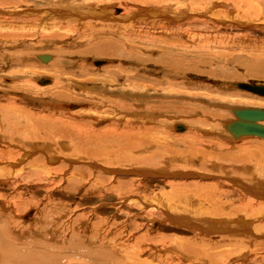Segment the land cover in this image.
<instances>
[{"label": "rangeland", "instance_id": "1", "mask_svg": "<svg viewBox=\"0 0 264 264\" xmlns=\"http://www.w3.org/2000/svg\"><path fill=\"white\" fill-rule=\"evenodd\" d=\"M184 1L185 4H187L186 5L187 7L183 6L181 11H185L187 9L188 12L194 10L195 8H200L194 5L193 3V2L196 3L197 1H198L197 3L203 7L210 5L209 9L212 10L211 11L209 10L210 13L209 17L205 20V22L207 21L206 24L205 23L199 24L192 22L190 23L191 25L190 24L185 25L184 29L186 30V33H191L189 35L190 37L198 34L197 36H194L192 38L183 37V39H181V37L177 38L176 36H172L170 34L173 32V30L172 31L163 30L162 28L164 26L162 27L161 25L155 22H152L155 24L149 25V24H145V22L140 21L141 19L139 17L143 15L142 13L143 9L144 8L147 9L149 7L147 1L146 4L145 3L140 4L135 1L133 2L131 0H60V1L59 0H0V11H4V12L9 11V13L11 12L14 13L13 15L5 14L4 15L5 17L1 16L3 14L0 13V49L2 48L1 50L4 53H6V55H8L10 58L9 61L10 63L7 62L9 63L8 65L7 63L3 62L2 64L3 68H5L4 66H6V68L2 73H0L1 75L0 104L6 105L7 103L6 100L8 97L16 96L15 98L17 99L18 107L20 106L22 108L26 107L30 112L32 111L33 112L35 111V113L41 112L40 115H46V116L48 115L51 116L52 113L57 114V112L58 114L59 112L60 113L64 112L66 113L67 116L70 115L72 118H75L76 116L75 120L81 122L84 121V123L87 125L86 127H91L94 130L93 133L96 132L99 133L100 130L104 129V127H108L110 125L112 126L113 123L115 122L114 119L120 125L122 121H118L117 119L119 118V115L122 114L121 117L127 118L128 120L131 119L133 121L132 123L133 126H137L136 128H141V127L143 128V131L141 129L140 130L143 133L144 132L145 133L143 134L141 132L142 134L140 133L139 134L140 136L138 135L137 137L139 143L144 144L147 141L149 143L151 141L152 143L151 149H147V147H140V148L136 147L135 149L128 148L127 144H121L119 146L116 147L114 146L113 148H110L115 150V151L112 150L113 152H117V154L114 155L115 156L118 155V158L121 156H128L130 154L133 155V157H130L128 160L126 159L124 161H118L116 159L117 162L115 163V165L109 164L104 157H96V155H93L94 152L99 150L101 143L98 145H90L89 147H87V149L92 151L91 154L89 152L88 153L90 154V158L93 159L88 160L87 157L86 158L84 157L83 162L84 161L85 162L84 163L81 162L79 164L76 163V166L75 164H73L70 171H67L65 169V165L61 166L60 162H54L50 164L51 166L50 173H48L47 171L43 176L40 177V179H38V181H36L38 183H33V185L32 184L24 185L23 187L17 189V191L13 187L0 184V195L2 194V198L8 197L9 200L14 204L16 203L20 204L22 199H23L22 202H26V199H28L30 200V202L35 201L38 203V208L37 205L30 207L29 210L19 215L12 214L11 211L4 212L0 204V216L3 214L2 217L7 219L6 223L4 222L0 223V232L3 235L12 232L13 235L19 236V234L25 232L26 228H29L34 224V221L37 219L38 214L40 213L39 210H42L43 207L47 204L48 200L52 199V202H54L55 204H60L62 205V208H65L64 212H67L68 217H70L72 214L73 219H75L76 216L78 215H84V216L86 215V217L84 218L90 221V222L88 221L89 223L85 224V226L89 224L88 230H85L87 231L86 234L89 233L90 230L94 231L95 229H99L101 230V232H103L111 229V226L115 230L116 229L124 230V235L126 236L122 238L123 240L128 238V235L126 234L127 233L126 230H128L130 233H133L134 235H142V233L143 234L145 233L146 235L148 234V236L151 238V243H147L145 245L146 253L143 256V259L149 260L147 261L148 264L151 263L159 264L158 261H153L152 257L157 256L159 258L160 255L161 256L170 255V252L172 253L173 249L176 248L173 247L175 246V244H179V243L181 244V242L188 240L187 246L190 247L192 245L196 246L198 241L195 243L194 241L197 240V238L200 239L201 237H204L206 241L205 243L207 245L204 244V248H205V252H207L208 254H215L218 256L217 252H220L221 250L220 252L221 254L219 253L221 262L217 258V260L215 261L216 263L213 262V264H226V263L239 264L240 262L242 263L244 260L240 259L241 257L240 249L242 252L249 254L250 257L248 261H245L247 263L243 262L242 264H254V263L261 264L260 263L261 261L259 259L261 257H264V247L262 243L263 239L261 240L257 239L256 241H249L242 236H236L237 238L234 236L231 238L230 236H225V234L224 237H220L219 235H212V234L210 235L208 233L203 234L204 236H202L197 232L191 231L187 227L178 228V226H175L169 221L167 215L173 214L176 216L180 215L189 218L194 217V215L191 214V211L193 209L195 210L196 208H198V206L203 207L202 203L205 205L204 198L195 197L196 199H194L192 195H190L189 198L183 197L181 200L183 201L181 202L182 205L185 206L187 205V202L189 203L191 201L190 204L187 205V209H186L187 213L185 211H182L179 212V214H174L168 208V206L171 202L170 201L171 197L173 198L172 201L176 200L174 199L175 197H173L174 195H176L175 193L176 187H179V191L184 190L186 189V187L183 186L184 183L191 184L195 182L198 183L199 181H200L199 182L200 185L202 184L217 185V187L215 186L217 191L215 195L216 199L219 198L221 201L227 202V205L233 204L234 206H236V208L239 207L240 204L239 209L242 211L239 213V215L242 214L241 215L242 217L246 218L245 213L247 214V212L249 214L253 213L254 216L251 219L253 221L254 218H255L254 220H256V218L259 216L258 215L259 212L264 211V209L263 210L261 209L263 206H261L260 208L259 204L255 202L259 200L262 201V199L258 198L256 195L252 193L246 195V192L242 190L243 188L240 186V184H238V186L236 187L237 182L236 181L232 182L231 180V179L239 178L240 181H243L245 184L249 185L251 182L252 183L255 182L256 180L255 178L257 177H254L253 175L252 176L248 175L247 177L246 176L243 177V175L238 176L235 174L236 172L235 168H241V167L243 168L244 166L243 164L231 163L229 161H224L222 159H219L222 156L226 157L227 155L233 153L236 150V147L239 146L242 147L243 145H246V142L249 143L254 141L255 143H259L258 141L262 140L261 137L260 138L246 137L243 140L238 139L239 142H235L233 144L232 143L233 140L227 135L228 133L225 130L223 124L226 120L229 121L230 123L236 121L235 119H237V117L235 111L239 110V108L249 109L252 107H257L256 108L257 110L264 111V105L262 104L246 105L245 103L241 104L233 100L239 95L245 97L249 96L250 98L255 99V101L258 99H263L237 86L241 84L264 85V28L256 27V25L264 27L263 24L264 19L262 20L261 18L260 21H258L259 13L256 12L257 9L256 5L258 6L260 5L259 6L261 7L260 10H262L263 12L261 13L264 14V0H202V1L184 0ZM161 2L162 3L160 4V8L162 12L164 11L163 10L164 8H167L164 7L166 4L175 5L177 3L176 4L177 7L181 5V3L178 4L179 0H167V1L162 0ZM191 3L193 4V7H189V4ZM218 3L224 4L223 5L224 8L222 6L221 7L219 6V8L216 7L212 8L214 5H221ZM130 4L133 11L129 13L128 15L129 18H127L126 23H124L123 20L119 22L117 21L118 22L117 23L116 21L111 22L109 20L107 22H104L102 20L99 21L100 18L90 19L91 17H98L97 11H99L98 8L100 7L103 6L107 7L108 8L106 10L107 13L111 14L113 12V9L118 7L126 8V6L129 7ZM90 5H94L97 8L95 7V10L91 9V11H89ZM161 5L163 7H161ZM53 7L57 9L61 7L62 9L74 8L78 11V13L80 12V15H82L80 17H85L87 15H90V18H86L81 22L76 20L75 22L77 23H72L71 25L68 24V22L65 23H62L60 21L54 22V20L48 17L49 15L45 13L47 12V10L51 8L53 9ZM35 8L40 10H45V12L43 13L46 15L40 13L41 16L42 15L43 16L39 17L35 15L34 16L28 15L29 13L27 12L24 13L27 9L32 10ZM180 8L181 7H179V9ZM132 13H136V14L141 13V15L135 17V14L134 16H132ZM243 13H247V14L243 15ZM248 13L250 14L248 15ZM23 14L24 15L27 14V15L24 16ZM49 14H51V12H49ZM188 14L190 17L192 13L188 12ZM185 16L189 20V17L187 15ZM262 17H264V15H262ZM190 19L191 21L197 20L195 17L194 18L190 17ZM145 20H149V19H145ZM166 20L163 18V16H159V20H158L159 23L161 22L166 23ZM168 21L169 20H167V22ZM212 22H226L227 25L225 27L224 26L221 27L216 23L212 24ZM126 25L127 27H125ZM171 28L173 29V27ZM1 37H3L4 39H1ZM124 38H127L129 42H131L130 45L132 46L126 47L124 43H121L124 42ZM104 40L106 41V44L108 41L110 42L112 41L111 45H113L116 42L118 44L121 43L120 47H122V49L120 50H126V49L129 50L128 48H130L131 51H136L137 48L139 47L138 50L140 51L141 54L143 53V55L141 56L142 58L139 56L141 61L139 60V57H138L139 61L135 60V57H133L134 59L131 58L130 57L131 54L129 53L127 54L130 55L129 56L130 58L127 57V54L123 53L124 51H120L118 48H117L118 52L119 53L122 52L123 54L121 53L119 56L116 57H113L110 54L108 56L106 55V53L98 54V52H95L94 54L93 52H91V54L87 53L89 55L85 56L86 53L84 49L91 48V46L100 45L99 49H101V46L107 47L105 42H103ZM139 40H141V42H139ZM180 41L186 42L190 50V52L188 53H191V55L188 54L187 57L184 55V58H182L183 55L181 54V52L183 50L181 49L180 46L174 45L175 43L179 44ZM99 42L102 44H97ZM134 44H136L137 46L134 47ZM163 46L166 48L160 49ZM105 47L102 49L105 50L106 49ZM94 48L96 49L98 47H94ZM142 49L144 51L141 52ZM147 49L152 51H154L155 49V52H157L158 55L149 52L148 54L146 51ZM107 50H109V48H107L106 51ZM160 50L162 51L160 52ZM21 53H23V55L21 56V58H18L19 57L18 55ZM140 53H138V55ZM37 55H46L47 57H49L48 55H52L55 60V61L53 60L54 64L52 63L50 67L41 66L43 63L40 60L38 61V59L36 60ZM164 55H168V56L174 55L176 56V58L178 57L177 59H185L186 60L185 65H181L183 67L181 68L179 67L180 69H178L177 67L175 68L176 70L178 69L179 71L171 69L172 71H175V74L174 72L171 73L167 72L166 71L167 69L165 67L160 65L158 62L155 63L156 58L158 61L159 56L161 57ZM59 58L61 61L59 60ZM20 59H22L21 61L23 63L22 65L21 62H18L20 61ZM145 59L146 61H144ZM13 60L15 63L13 62ZM103 60L107 62L106 65L104 64L98 67V65L93 63L95 61H103ZM137 62L138 63L142 62V66H140L141 68L139 67V64H137ZM56 63L59 66H57ZM143 64L146 66H144ZM82 66L84 67L82 68ZM60 67L63 68L60 69ZM184 67L186 68L184 69ZM58 69L60 70L58 71ZM80 69L82 70V72L86 71L87 76L85 72L84 73L80 72ZM121 70L124 71L128 70L129 72H127V74L130 73V75L137 73L144 77L145 80L144 84L146 85L148 84L149 87L148 85L147 87L148 89H150L145 94L146 95L145 97L147 98L143 99L144 102L142 100L139 101L138 97L136 96L134 97L130 94L125 93L124 96H121L123 98H121L117 94L115 95L113 94L112 96V94L109 93L107 96L113 102L109 103V105L105 103L101 105V107L100 106L98 107L97 102H100L98 99L100 98V96H98L97 94L94 97H92V95L82 96L81 94L78 93L82 91H80V89L79 90L76 89L74 90L75 94L77 93L76 96L77 95L80 96L76 98L75 96L74 97L72 96L74 99L72 100V102L70 101L71 99L69 100L70 102H68V100H66L65 102L64 99L58 97H57V101L54 100L56 98L51 96L49 94L50 91L48 92V90L43 93V92H39V90L37 91L35 88L37 86L48 87L49 84L46 86V85H40L36 82L37 79L42 78L43 76L46 78H51L53 82L55 80L57 81V79L59 78L58 80H61L63 83L65 82L64 77L66 78L65 75H67L66 78L67 82H65L62 85H69L70 80L68 79L73 77L74 79H78L79 81H86V82L91 81V83L89 82V85L91 87H92L91 84H93L94 81L99 80L98 83L100 84L101 81L108 80L109 82L112 83V84L110 83V86L113 88H107L106 90L115 93L118 92V94L120 95L122 88L125 89L126 87L128 89H131V87H129L127 84H122L123 80L115 81L114 79L115 77L122 78ZM2 75H5L9 81L3 80ZM18 75L22 77L21 78V80L23 79L22 81L25 80V82L26 81L28 82L26 84L28 88H26L25 86L27 92L26 94L28 95L26 97L24 96L25 94L23 91L19 92L20 91L19 89L13 88L17 86L16 84L19 81H21L19 80V78H17ZM83 76H85L86 78H84ZM164 78L166 79L164 80ZM163 80L167 81V83L168 82L173 83L174 85H170L169 87L168 85L161 86ZM56 81L54 83L55 85H56ZM229 84L230 85L234 84V86L231 87ZM53 89L54 87L52 88V90ZM156 89L160 90L161 92H163L162 91L163 89H167V91H169L168 94L171 93V96L174 95L175 99L156 97L157 95V92H155ZM152 95L153 97H151ZM107 96H105V98ZM217 96L222 101L218 100ZM133 97L135 99H133ZM1 98L6 100H2ZM109 98L106 100H109ZM223 98L226 99L228 98V100L223 101L224 100ZM238 98L239 97H237V99ZM58 99L60 100L62 99V100L60 101ZM100 99H102V97ZM50 101H54L57 103L59 101L60 102L63 101V103L59 102L58 104L53 105V104H49ZM122 102L125 104H122ZM118 103L121 104L122 106L118 105ZM56 106L57 108L58 107L59 108L56 109ZM61 107H63V109ZM64 107L66 109H64ZM122 107L130 108L128 109V113L127 110H125L126 113L125 111H123L124 113L121 112V114H119L120 112L117 109H120ZM99 108H101V110ZM150 108H152L153 111ZM212 114H215V116H219V117H214ZM98 117H100L101 119ZM96 119H99L98 120L99 124H94L93 126L92 125L89 126L91 122L96 121ZM75 120L73 119L72 121ZM112 120L113 122L109 124V122H111ZM137 121H139L140 123ZM177 122L178 124L180 123L184 125L187 124L190 130L189 133L185 134L183 132H178L176 130V135H180V136H176L172 132L173 130L171 129V126ZM138 123L141 125H139ZM122 124H125V121H123L121 125ZM70 130H73V133L75 134V129L70 128ZM191 133H196L198 137L201 136L200 137L201 142H199L200 143L199 145L191 146L192 144H189L190 143L189 137L190 135H192ZM69 135H71L68 136L69 138H72L73 136L75 138V135L72 134ZM141 139H143V141ZM144 139H146V141ZM83 140L84 138L81 140L82 143L81 141L77 142L76 138L73 139L74 142L67 140L68 147L65 149L63 148L64 149L63 151L65 153L68 152V154L69 153L73 154V148H74L73 145L77 144L80 146L82 145L83 147ZM84 146L87 145L84 144ZM52 147L54 148V146ZM191 148H200V150L210 155L209 158L210 161L208 160L205 165L206 168H201L199 160L198 162L196 161L194 165L191 164L189 158L191 157L194 158V155L192 153H189ZM258 152L264 157V146H262ZM177 153L179 154L182 153V155H179ZM213 153L215 156L212 155ZM176 154H177V158H176ZM153 157L154 160L152 162L153 163L152 165H146L141 162L142 159L145 158L153 159ZM215 157H217V159ZM219 163H221V165H219ZM251 166L253 165L251 164ZM211 167L214 170L213 169L211 170L210 169ZM217 168L218 170H216ZM230 168L231 170L229 171ZM116 169L120 170L121 172H117ZM136 170H140V171L155 170L160 173L164 171L168 173L169 176L166 175L157 176L153 171L148 172L149 176L148 175L142 176L141 172L140 173L135 172ZM110 171H114L115 173H112ZM125 171L128 172L126 173ZM220 171H222L221 172L222 174L220 173ZM180 173H183V175L187 174L188 176L189 175L190 176L188 177L187 175H185L187 176L186 178L182 176L178 178L179 175L178 176L176 175ZM51 175H54L53 176L54 179H52V181L55 184L53 183L52 185H49L47 181L49 180ZM170 175H174V176L170 177ZM249 176L251 180H248ZM96 178L99 180V182L97 183H95V181L97 180ZM231 183L234 186L233 185L230 186ZM40 184H43V186H40ZM80 185H83V187L81 186L80 188ZM90 187L91 189H89ZM235 187L236 189H233ZM207 190H211V189H207ZM18 193L22 194L21 195L22 198H20L19 196L20 194ZM128 199L130 200L132 199L136 201L142 199L144 202H146L145 200L147 199L148 202H152V203H148V206L149 207L154 206L155 208L144 210L142 205L139 206V204L136 205L131 204ZM243 199H245V201H243ZM201 200H203L202 203H200ZM41 202L43 203V206L42 204H40ZM194 202L196 204L198 203L199 204L196 205ZM251 202L252 203L255 202V204H252ZM160 205H163L162 206L163 208H161ZM245 205L248 206L246 209H245L246 207ZM221 206L222 208H220L219 210H222L227 213L229 212L228 209H225L223 205ZM259 208L260 210H258ZM254 209H256L255 212H253ZM166 211L167 214L165 213ZM206 218H212V217L206 216ZM15 222L18 224H16ZM7 223L10 225L9 228H7L6 230V227L8 225ZM78 226L81 227L82 224H79ZM32 230L33 229L28 230L27 233L30 232L31 234H33ZM80 232L83 233L82 229L80 230ZM25 235L29 237L28 234L25 233ZM64 238L66 239L67 236ZM222 238L227 240L230 239V240L227 241L223 239L222 241ZM233 238L238 239L237 241H235L236 239L233 240L236 243L237 249L235 248L234 245H232L234 242L231 241V239ZM38 240L40 241V238H38ZM207 240L209 243L207 242ZM217 240L218 242H216ZM230 241H231V247L230 244L226 245ZM242 241L243 243L246 242L247 247L249 245V247L247 248L248 249L247 252L245 251L246 244H244L245 245L244 246L242 244ZM182 244L186 245L185 242ZM55 245L59 249L62 248L60 243L54 244V246ZM151 245H153L154 248ZM225 245L228 247H225ZM169 247H171L170 250H168ZM57 248H55L54 250L57 251L58 250ZM208 248H212V250ZM206 249L211 251L208 250L206 251ZM257 249H259L260 251H257ZM1 250L2 249L0 244V252ZM226 251H228L229 253ZM153 252L155 253V255L153 254ZM230 252H232L234 256L237 255L238 257L232 256ZM2 254H4V250H2V252L0 253V255ZM225 255L227 259L229 258L228 259L229 261L226 259ZM228 255L230 257H228ZM192 257L193 256H191V258ZM253 259L255 260V262ZM63 261H62L63 264H113V263L119 264V262H115V260L114 261L111 260V262L108 261V262L96 263L92 261L90 258H85V257L80 258L75 255L74 257H68L66 261L65 260ZM207 262H204L202 264L205 263L210 264L209 262L208 263ZM3 263L6 264L7 261H3ZM196 264H200V263H196Z\"/></svg>", "mask_w": 264, "mask_h": 264}, {"label": "bare ground", "instance_id": "2", "mask_svg": "<svg viewBox=\"0 0 264 264\" xmlns=\"http://www.w3.org/2000/svg\"><path fill=\"white\" fill-rule=\"evenodd\" d=\"M131 1H133V2L135 1V2L140 3V4L141 3H145L146 4L148 2V4H149V7L147 9L146 8L143 9V11H142L143 15H141V13H138V14L132 13V16H134V14H135V17L141 15L139 17L141 19L140 21L141 22H145V24L153 25V24L157 23V24L161 25L162 27L164 26L162 28L163 30H166V31L167 30H170V31L173 30L172 33H170V32L169 33L172 36H176L177 38L181 37V39H183V37L192 38L194 36H197L198 34H196L194 36L191 35L192 37H190L189 35L191 33H186V30L184 29L185 25H188V24H190L192 22L199 23V24H202V23L206 24L207 21L205 22V20L209 17V14H210L209 13V10H210L209 6L210 5L203 7V6H201L200 4L197 3L198 1L196 3L193 2V1L192 2L194 3V5H196L197 7H200V8H195L192 11H188V12L192 13L190 15V17H192V18L195 17L197 19V20H192V21H191V19L189 17L187 9L185 11H181L182 7L183 6L185 7L187 5V4H185L184 0H179V2H178V4L181 3V5H179V7H181L180 9H179V7L176 6L177 3L175 5L173 4L177 8L174 7L173 5H169V4L167 5L166 4L164 7H167V8H164L163 12H162V10L160 8V4L162 3L161 2L162 0H131ZM151 1H153V2H151ZM218 4H221V5H214L212 8H214V7L219 8V6L223 7V5H224L222 3H218ZM60 6H61V4H60ZM101 6H103V5H101ZM257 6L258 5H256V8H257L256 12L259 13L258 21H260L261 18H262V20L264 19V17H262V15H264V14H262L263 12H262V10H260V8H261V7H259L260 5L258 6L259 8ZM56 7H57V5H56ZM71 7H73V6H71ZM95 7L96 6H94V5H90V10L89 11H91V9L95 10ZM161 7H163V6L161 5ZM189 7H193V4L192 3L189 4ZM107 9L108 8L104 7V6L98 8V10H99V11H97L98 12V15H97L98 17H91V18H90V15H87L85 17H80L82 15H80V12L78 13V11L76 9H74V8L73 9L63 8L62 9V7L59 8V9L53 7V9L51 8V9L47 10V12H45V10H40V9H37V8L32 9V10L31 9H29V10L27 9L24 13L27 12V13H29L28 15H33V16L35 15V16L42 17L43 15L41 16L40 13L45 12V13H47V15H49L48 17H50V18H52L54 20V22H56V21H60L62 23L68 22V24L71 25L72 23H77V22H75L76 20L81 22V21H83L86 18H90V19L100 18L99 21L102 20L104 22H107L108 20L111 21V22H113V21H116V22L118 21L119 22V21L123 20L124 23H126L127 22V18H129V16H128L129 13L133 11V9L131 8V4H130L129 7L126 6V8H119V7L115 8V9L112 8L113 12L111 14L107 13V11H106ZM253 10H255V9H253ZM49 12H51V14H49ZM0 13L3 14L1 16H4L5 14L6 15H10V14L13 15L14 14L13 12L9 13V11H7V12L0 11ZM244 14H247V13H243V15ZM249 14L250 13H248V15ZM25 15H27V14H25ZM44 15H46V14H44ZM185 15H187L189 17L190 21L188 20V18ZM159 16H163V18L165 20L167 19L169 21L167 22V20H166V23H162V22L159 23V21H158L159 20ZM241 16H240V18H241ZM246 17H247V15H246ZM144 18L145 19H149V20H145ZM233 20H235V19H233ZM152 22H155V23H152ZM117 23H115V24H117ZM215 23L217 25H220L221 27L222 26L225 27L227 25L226 22H212V24H215ZM124 25H123V27H124ZM65 26H67V25H65ZM170 26L173 27V29ZM125 27H127V25ZM256 27L264 28L263 26H259V25H256ZM70 28H68V29H70ZM72 28H74V27H72ZM130 31H132V30H130ZM1 39H4V38L1 37ZM153 39H155V38H153ZM5 42H7V41H5ZM16 42H18V41H16ZM103 42H105V44H106L105 40ZM139 42H141V40H139ZM111 43H112V41L111 42L108 41L107 44H106L107 47L104 46L106 49L109 48V50H107V51H106V49L105 50L102 49V48H104L103 46H101V49H99L100 45L99 46L98 45L97 46H91V48L84 49L85 53H86L85 56L91 54V52H93V54L95 52H98V54L106 53V55H108V56L110 54L113 57H116V56H119L122 53V52L121 53L118 52V49L119 50L122 49V47H120L121 43H124V45L126 47L127 46L128 47L132 46V45H130L131 42H129V40L127 38H124V42H121L119 44L116 42L113 45H111ZM97 44H102V43L99 42ZM159 45H157V46H159ZM174 45L180 46L181 49L183 50L181 52V54L183 55L182 58H184V55L186 57L188 56V54L191 55V53H188V52H190V50H189V47L187 46L185 41H180L179 44L175 43ZM136 46L137 45L134 44V47H136ZM164 46L161 47L160 49L166 48ZM94 47H98V48L95 49ZM1 49H0V73H2L4 71V69L6 68V66H4L5 68H3V65H2L3 62L7 63V62L10 61L9 56L6 55V53H4ZM92 49H93V51H92ZM128 49L129 50L126 49V50H120V51H124L123 53H126V54L127 53L131 54V56L129 54H127V57H129V56L131 58L135 57V60H138V57L139 56L141 57L143 55V53L141 54L140 51L138 50L139 47L137 48L136 51H131L130 48H128ZM100 51H103V52H100ZM142 51H144V50L142 49L141 52ZM146 51H147V53L149 52V53H153L155 55H158V53L155 52V49H154V51L149 50V49H147ZM161 51L162 50H160V52ZM87 53H89V54H87ZM138 53H140V54L138 55ZM193 53H194V51H193ZM11 54H14V53H11ZM126 54H125V56H126ZM22 55H23V53L19 54L18 58H21ZM12 56H14V55H12ZM48 56L49 57H47L46 55H37L36 56V60L38 59V61L40 60L44 64V65L42 64L41 66L50 67L52 65V63L54 64L55 60H54V57L52 55H48ZM140 57H139V60L141 61ZM177 58L174 55L173 56L172 55L171 56L164 55V56H161V57L159 56L158 61H157V58H156L155 63L158 62L160 65H162L163 67H165L167 69L166 70L167 72H170V73L174 72V74H175V71H172L171 69L176 70L175 69L176 67L178 69H180L181 67H183L181 65H185V61H186L185 59H177ZM16 59H14V60H16ZM143 59H144V57H143ZM14 60H13V62H14ZM59 60H60V58H59ZM21 61H22V59H20V61H18V62H21ZM144 61H146V59ZM57 62H58V60H57ZM9 63H7V65ZM93 63L98 65V67L102 66L104 64L105 65L107 64V62L104 61V60L103 61H95ZM22 64L23 63L21 62V65ZM137 64H139V67L142 66V62H139V63L137 62ZM57 66H59V65L57 64ZM144 66H146V65H144ZM83 67L84 66H82V68ZM61 68H63V67H60V69ZM185 68L186 67H184V69ZM8 69H7V72H8ZM60 69H58V71ZM128 70L127 71L121 70L122 78L121 77H115L114 78L115 81L123 80L122 84H127L129 87H131V89H128L126 87H125V89L122 88V90L120 92V95L118 94V92L115 93V92H110V91L106 90L107 88H113V87L110 86L111 82H109L108 80L101 81L100 84L98 83L99 80L98 81H94L93 80L94 82H93V84H91L92 85V87H91L89 85V82L91 83V81H89V82L88 81L87 82L86 81H79L78 79H74V77H73V78L68 79V80H70L69 85H62L65 82H67L66 81L67 75H65L66 78L64 76H62L65 79V82H63V83H62L61 80H58L59 78L57 79V81L55 80L56 81V85L54 84L55 81L53 82V80L51 78H46V77L43 76L44 77V78L42 77L43 79L39 78V79H37L36 82L38 84H40V85H46V86L49 84L48 87H45V86L38 87L37 86L35 88H36L37 91L39 90V92H43V93L48 90V92L49 91L52 92V93L49 92V94L51 96H53L54 98H56L54 100L57 101V97H58V98L64 99L65 102H66V100H68V102H70V101L72 102V100H74L73 99L74 96H75V98L80 96V95L76 96L77 93L75 94V92H74V90H76V89H78V90L80 89V91H82V92H78L77 91L82 96L83 95L84 96H87V95L91 96L92 95V97H94L97 94L98 96H100V98L102 97V99L98 98L99 101H100V102H97L98 103L97 104L98 107L99 106L101 107V105H103L105 103H107V105H109V103L113 102L107 96L109 93L112 94V96H113V94L114 95L117 94L120 97L124 96V94L126 93V94H130V95H132L134 97L135 96L138 97L139 101L140 100L143 101V99L147 98V97H145L146 96L145 94L147 93V91L150 90V89H148L149 85L147 84L148 85V87H147V85L144 84L145 80H144V77L142 75H139L137 73H135L133 75H130V73L127 74V72H129ZM254 70H256V69H254ZM80 72H82L81 69H80ZM84 72L86 74V71H83L82 73H84ZM181 72H182V70H181ZM7 74H9V73H7ZM2 76H3V80H6V81L8 80L5 75H2ZM12 76H13V74H12ZM86 76H87V74H86ZM0 77H1V75H0ZM83 77L86 78L85 76H83ZM94 77H96V76H94ZM17 78H19V80H21L22 77H20L18 75ZM24 79H25V77H24ZM165 79L166 78H164V80ZM22 80L19 81L16 84L17 86L15 85L16 87H13V88L19 89L20 90L19 92L23 91L24 94H25L24 96L26 97V96H28L26 94L27 93L26 92V88H28L26 86V84L28 82L27 81L25 82V80L24 81H22ZM164 80H163V83H162L161 86H163V85L167 86L168 85V87H169L170 85H174L173 83H170V82L167 83V81H164ZM159 84H161V83H159ZM241 85H244V84H241ZM25 86H26V88H25ZM30 86H31V84H30ZM69 86H71V87H69ZM230 86L233 87L234 84L233 85L231 84ZM235 86H236V84H235ZM53 87H54V89L52 90ZM162 91L165 92V93H163L160 90L156 89L155 90V92H157L156 97L167 98V99L168 98L175 99L174 95L171 96V93L168 94L169 91H167V89H163ZM17 92H18V90H17ZM97 92H99V93H97ZM143 92H145V93H143ZM250 93L255 95V96H259V97L264 99V96H262V95H257V94H254L252 92H250ZM105 96H107V97L105 98ZM236 96H237V94H236ZM15 97L16 96L8 97L7 100L6 99H2L3 97L1 98L2 100H6L7 103H6V105L0 104V184L6 185V186L8 185L10 187H13V188H15L16 191H17V189H19L20 187H23L24 185H31V184L33 185V183H38L36 181H38V179H40L41 176H43L47 171H48V173H50V168H51L50 164H52L54 162H60L61 166L65 165V169L67 171H70L72 166H73V164H75V166H76V163H78V164L81 163V162L84 163L85 162V161L83 162V158L84 157L85 158L87 157L88 160L93 159V158H90V154L92 153V151L87 149V147H89L90 145H98V144L101 143L99 150L94 152L93 155H96V157H104L105 160H107L108 163L112 164V165H115L117 160L118 161H124L126 159L128 160L130 157H133V155L130 154L128 156H121V157L118 158V155L117 156L114 155V154H117V152H113L115 150L110 149V148H113L114 146L116 147V146H119L121 144H127L128 148L135 149L136 147L137 148L147 147V149H151V144H152L151 141H150V143L147 141L144 144H141V143H139V140L137 138L138 135L143 131V128L142 127L141 128H136L137 126H133V124H132L133 121L131 119L128 120L127 118L121 117V115H122L121 112L127 110V113H128V109H130V108H127V107H122L120 109L116 108L120 112L119 114H121V115H119V118L117 120L118 121H122V122L125 121V124L121 125V123H122L121 122L120 125H119V123L116 122V120L114 119L115 122L113 123V125L115 127L113 125L112 126L110 125L108 127H104V129L100 130L99 133L98 132L93 133L94 130L91 127H86L87 125L84 123V121L81 122V121L75 120L76 116H75V118H72L70 115L67 116L66 113H64V112H62V113L59 112V114H58V112H57V114H53L52 113L53 115L51 114V116H49V115L48 116L40 115L41 112L40 113H38V112L35 113V111L34 112L33 111L30 112L26 107L25 108H22L21 106L18 107L17 99ZM37 97H38V95H37ZM134 97H133V99H135ZM151 97H153V95ZM237 97H239V98L237 99ZM237 97L235 99H233V100L238 102V103H241V104L245 103L246 105H250V104H256V105L262 104V105H264V100L263 99H258V100L255 101V99L250 98L249 96L245 97V96H240L239 95ZM108 98H109V100H106ZM121 98H123V97H121ZM129 98H131V97H129ZM129 98H126V99H129ZM223 99H224L223 101L228 100V98L227 99L223 98ZM58 100H60V99H58ZM218 100L222 101L219 97H218ZM229 100H231V99H229ZM261 100H263V101H261ZM75 101H76V99H75ZM77 101H78V99H77ZM129 101H132V100H129ZM166 101H168V100H166ZM50 102H49V104H53V105H56V104L59 103V102L57 103V102H54V101H50ZM60 103H63V101L60 102ZM145 103H147V102H145ZM122 104H125V103L122 102ZM118 105H121V104L118 103ZM113 106H115V105H113ZM105 107H106V105H105ZM145 107H147V106H145ZM58 108L56 106V109H58ZM61 108L63 109V107H61ZM111 108H112V106H111ZM169 108H171V107H169ZM252 108H254V109H252ZM252 108H249V109L257 110L256 109L257 107H252ZM64 109H66V108L64 107ZM99 109L101 110V108H99ZM150 109L152 110V108H150ZM240 109H244V108H239V110ZM167 111H169V110H167ZM125 113H126V111H125ZM129 113H130V111H129ZM183 113H185V112H183ZM153 114H154V112H153ZM212 115L214 117H219V116H215V114H212ZM123 116H124V114H123ZM96 118H97V116H96ZM98 118H100V117H98ZM73 119L75 121H72ZM150 119H151V117H150ZM98 120L99 119H96V121L91 122V124L89 126H91V125L93 126L94 124H99ZM133 120H135V119H133ZM235 120H238V118L235 119ZM108 121H109V119H108ZM112 122H113V120L111 122H109V124L112 123ZM137 122H139V121H137ZM135 123H136V121H135ZM232 124H233L232 122L230 123L229 121L226 120L224 122L223 126H224L225 130L228 133L227 135L234 141L233 142L231 140L233 144L235 142H239L238 139L243 140L246 137H248V138H251V137L260 138V136L252 135V134H242V135L240 134L239 135V133H237L236 135H234L232 133V131L229 130V127L232 126ZM258 124L264 126V121H261ZM134 125H136V124H134ZM139 125H141V124H139ZM70 128L71 129H75V134L73 133V130H70ZM171 129L173 130L172 132L175 135H176V130L178 132H183L185 134H188L189 131H190L187 124L186 125H184L182 123L178 124V122L174 123V125L171 126ZM69 134L75 135V138H76L77 142L81 141L84 138L83 147H82V145L81 146L77 145V144L73 145V147H74L73 148V154L72 153L68 154V152L65 153L63 151L65 148L68 147V145H67L68 141L67 140H70L71 142H74L73 141V139H75L74 136L72 138H69L68 136H71ZM191 134L192 135H190V137H189L190 138V143L189 144H192L191 146L199 145L200 144L199 142H201V140H200L201 136L198 137V135L196 133H191ZM176 136H180V135H176ZM153 138H155V137H153ZM261 139L262 140L258 141L259 143H255L254 141L253 142H249V143L246 142V145H243L242 147H240V146L236 147V150L233 153H231L230 155H227L226 157L222 156L219 159H222L224 161H229L231 163L243 164L244 165L243 168L242 167L241 168H235V170H236L235 174L238 175V176L243 175V177L244 176L247 177L248 175H250V176L253 175L254 177H257V178H255L256 179L255 182H253V183L251 182L249 185L245 184L243 181H240V179L238 177L237 178L239 180L238 179H231V180H232V182H235V181L237 182L236 187L238 186V184H240V186L243 188V189L242 188L241 189L246 192V195H249V193H252V194L256 195L258 198L262 199V201L259 200V201H255V202H257L259 204L260 208H261V206H263L261 208L263 210L264 209V180H263L264 179V157L258 152L261 149V147L264 146V140H263L264 138L261 137ZM141 140L143 141V139H141ZM144 140L146 141V139H144ZM115 141L117 142V144H116ZM81 143H82V141H81ZM84 144L87 145V146H84ZM52 146H54V148ZM144 149H146V148H144ZM189 153H192L194 155V158L193 157L189 158V161L191 162V164L194 165L195 162L196 161L198 162V160H199L201 168H206L205 165H206L207 161L210 158L209 154L203 152L202 150H200V148H191ZM177 154H179V153H177ZM177 154H176V158H177ZM81 155H84V156H81ZM179 155H182V153L179 154ZM212 155L215 156L214 153ZM215 158L217 159V157H215ZM153 160H154V157H153V159L152 158H145V159H142L141 162L143 164H146V165H152L153 164L152 163ZM89 163H90V161H89ZM211 164H214V163H211ZM251 164L253 166H251ZM219 165H221V163H219ZM216 166H218V165H216ZM144 167H145V165H144ZM197 167H199V166H197ZM210 169L212 170L213 168L211 167ZM227 169H228V167H227ZM75 170H77V169H75ZM216 170H218V168ZM224 170H226V169H224ZM230 170H231V168L229 169V171ZM150 171H153L155 173V175H157V176H165V175L169 176V174L164 172V171L160 173V172H157L155 170H141V171L140 170H136L135 172H139V173L141 172L142 176H147V175L149 176L148 172H150ZM110 172L115 173L114 171H110ZM117 172H121V171L117 170ZM125 172L127 173L128 171H125ZM221 172L222 171H220V173ZM217 173H218V171H217ZM68 174H69V172H68ZM70 174H71V172H70ZM185 175H187V174H185ZM185 175H183V173H180V174H177L176 176H178V178L180 176L186 178L188 175L187 176H185ZM47 176H49V175H47ZM53 176L54 175H51V177L47 181L49 185H52L54 183L52 181V179H54ZM171 176H174V175H170V177ZM250 176H249L248 180H251ZM57 177H59V176H57ZM73 177H74V175H73ZM97 182H99L98 179L95 181V183H97ZM199 182L198 183L195 182V183H191V184H185L184 183L183 186L186 187V189L180 190V191H179V187H176V191H175L176 195L173 196V197H175L174 199H176V200L172 201L173 198L171 197V199H170L171 202L169 201L170 204H169L168 208L174 214H179V212H182V211L186 212L187 211L186 210L187 209V205H189L191 201L189 203L187 202V205L184 206V205H182L181 202H183V201H181V200H182L183 197L189 198L190 195H192V197H194V199H196V198H204L205 205L202 203L203 200H201L200 203H202L203 207H199L198 206V208H196L195 210L193 209L191 211V214L194 215L195 218L194 217L193 218H189V217H186V216L184 217V216H180V215L176 216V215H173V214L167 215L169 221L172 224H174L175 226H178V228L179 227H187L191 231L197 232V233H199L202 236H204L203 234L208 233L210 235L212 234V235H219L220 237H224V234H225V236H230L231 238L234 237V236L235 237L236 236H242V237H245L246 240H249V241H256L257 239H260V240L263 239L264 240V211H261V212L258 211L259 212V214H258L259 216L256 218V220H254L255 219L254 218L253 221L251 220L252 217L254 216L253 213L249 214L247 212V214L245 213L246 218L242 217L241 216L242 214L239 215V213L242 211V210L239 209L240 204H239V207L236 208V206H234L233 204L227 205V202H225V201L223 202L219 198H217V199L215 198V195L217 193V191H216L217 185H214V184L213 185L212 184L211 185H203V184L200 185ZM93 183H94V181H93ZM93 183H92V185H93ZM232 185L233 184L231 183L230 186H232ZM40 186H43V184H40ZM46 186H47V184H46ZM81 186L83 187V185H80V188H81ZM236 187L233 188V189H236ZM89 189H91V187ZM207 189H211V190H207ZM133 191H135V190H133ZM129 192H130V190H129ZM18 194H20V193H18ZM21 195L22 194L19 195L20 198H22ZM128 200L130 201L131 204H134V205L139 204V206L142 205L144 210H148L150 208H155L154 206H152V207L148 206V203H152V202H148L147 199L145 200L146 202H144L142 199H139L138 201L132 200V199L131 200L128 199ZM168 200H169V198H168ZM252 200H253V198H252ZM22 201H23V199L21 200L20 204H17V203L14 204V203H12L9 200L8 197L7 198H2V194L0 195V204H1V207L3 208L4 212L11 211L12 214L19 215V214L29 210L30 207H33V206L37 205V208H38V203L35 202V201L34 202H32V201L30 202V200H28V199H26V202H22ZM243 201H245V199H243ZM42 202L40 204H42V206H43ZM195 202H196V200H195ZM255 202L254 203L251 202V203L255 204ZM198 204H196V205H198ZM221 205H223L225 209H228L229 212L227 213V212H224L222 210H219L220 208H222ZM42 206H41V208H42ZM162 206L163 205H160L161 208H163ZM247 207L248 206H246L245 209ZM260 208L258 210H260ZM64 209L65 208H62V205L55 204L54 202H52V199H49L47 204L43 207V209L39 210L40 213L38 214L37 219L34 221V224L32 226H30V227L28 226L29 228H26L25 232H23L22 234H19V236L13 235L12 232L7 234L4 231L6 233L4 235L0 232L1 249L4 250V254L0 255V264H5V263H3V261H7L6 264H63V262H64L63 260L66 261V259L68 257H74V255L78 256L80 258L81 257L90 258L92 261H94L96 263L97 262H108V261L111 262V260H113V261L115 260V262H119V264H148L147 261H149V260L148 259H143V256L146 253L145 245L147 243H151V238L148 236V234L146 235L145 233L144 234L142 233V235H134L133 233H130L128 230H126L127 233L126 232L125 233L128 235V238L123 240L122 238L126 236V235H124V230H117V229L115 230L112 226H111V229H109L110 232H109V230L101 232V230L95 229L94 231L90 230V232L86 234L87 231H85V230H88V228H89L88 225L89 224H87V226H85V224L90 222L89 220L84 218V217H86V215L85 216L84 215H78V216H76L75 219H73L72 214H71L70 217H68L67 216V212H64ZM255 210L256 209H254L253 212H255ZM165 213L167 214V211ZM2 215L0 216V223H2V222L6 223L7 219L2 217ZM206 216H209V217H212V218H206ZM18 217H20V216H18ZM201 218H203V219H201ZM71 220H73V221H71ZM16 224H18V223H16ZM79 224H82V226H81L82 228L78 226ZM9 225L10 224L7 225L6 230H7V228H9ZM31 229H33L32 230L33 234H31L30 232L27 233L28 230H31ZM81 229H82L83 233L80 232ZM25 233L28 234L29 237L26 236ZM66 236H67V238L65 239L64 237H66ZM38 238H40V241L38 240ZM227 238H229V237H227ZM175 239H177V238H175ZM223 239L224 238H222V241H223ZM235 239L233 238V239H231V241H233ZM224 240H227V239H224ZM229 240L230 239H228L227 241H229ZM237 240L238 239H236L235 241H237ZM263 240H262V243H263V247H264V241ZM159 241H161V240H159ZM231 241L229 243H227L226 245L230 244V247H231ZM184 242L186 243V245L182 244ZM184 242H181V244L180 243L179 244H175V246H173V247H176V248L173 249L172 253L170 252V255H166V256H161L160 255L159 258L157 256L156 257L153 256L152 257L153 261H158L159 264H187L188 262H189L188 264H196V263L202 264V263L207 262V261L210 264H213V262H215L217 260V258L220 261V256L219 255L221 254L220 253L221 250H220V252H217L219 257L217 255H215V254H208L207 252H205L204 244H206L205 243L206 241H205L204 237H201L200 239L197 238V240L194 241V243L197 242L196 246H193V245L191 247L187 246L188 245V240H186ZM207 242H208V240H207ZM210 242H211V240H210ZM216 242H218V240ZM58 243L61 244V247H62L61 249L57 248L56 245L54 246V244H58ZM242 244L244 245V244H246V242L243 243V241H242ZM226 245H225V247H228ZM232 245H234L235 248H236V243L235 242ZM151 246L153 247V245H151ZM258 246H260V245H258ZM248 247H249V245H248ZM248 247H247V244H246V248H245L246 252L248 250L247 249ZM55 248H57L58 250L55 251L54 250ZM217 248H219V247H217ZM252 248H253V246H252ZM161 249H162V247H161ZM161 249H159V250H161ZM170 249H171V247H169L168 250H170ZM208 249L212 250V248H208ZM208 249H206V251ZM2 250H1V252H2ZM211 250H208V251H211ZM257 251H260V250L257 249ZM226 252H228V251H226ZM240 252H241L240 259L244 260L243 261L244 263H247L245 261H248L250 259L249 254H246V253L242 252L241 249H240ZM230 253H231L232 256H234V254H232V252H230ZM153 254L155 255L154 252H153ZM229 255H228V257H230ZM251 255H252V253H251ZM191 256H193V257L191 258ZM236 256L237 255H235L234 257H236ZM225 257H226V255H225ZM226 259H227V257H226ZM253 260H251V261H253ZM259 260L261 261L260 262L261 264H264V257H261ZM237 261H238V258H237ZM254 262H255V260H254ZM113 264H115V263H113ZM226 264H228V263H226ZM254 264H256V263H254Z\"/></svg>", "mask_w": 264, "mask_h": 264}, {"label": "water", "instance_id": "3", "mask_svg": "<svg viewBox=\"0 0 264 264\" xmlns=\"http://www.w3.org/2000/svg\"><path fill=\"white\" fill-rule=\"evenodd\" d=\"M237 87L264 96L263 85L244 84L238 85ZM235 114L239 121H234L232 126L229 127V130L232 131L234 135L237 133H239V135L252 134L264 138V126L258 124L259 122L264 121V111L240 109L236 110Z\"/></svg>", "mask_w": 264, "mask_h": 264}]
</instances>
